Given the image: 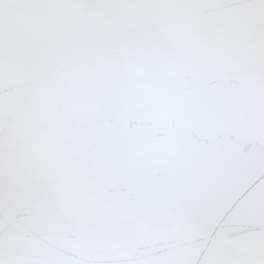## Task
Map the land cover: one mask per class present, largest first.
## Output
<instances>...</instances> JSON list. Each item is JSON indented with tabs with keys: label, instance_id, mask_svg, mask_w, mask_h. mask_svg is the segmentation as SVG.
<instances>
[{
	"label": "snow or ice",
	"instance_id": "1",
	"mask_svg": "<svg viewBox=\"0 0 264 264\" xmlns=\"http://www.w3.org/2000/svg\"><path fill=\"white\" fill-rule=\"evenodd\" d=\"M0 264H264V0H0Z\"/></svg>",
	"mask_w": 264,
	"mask_h": 264
},
{
	"label": "water",
	"instance_id": "2",
	"mask_svg": "<svg viewBox=\"0 0 264 264\" xmlns=\"http://www.w3.org/2000/svg\"><path fill=\"white\" fill-rule=\"evenodd\" d=\"M137 126V121L130 119L127 122V127L133 129ZM191 142L197 145H209L217 142H233L237 144L238 150L242 154H247L253 150V143L249 141L240 140L239 137L235 134L233 135H217L209 136L200 133L199 131H193L191 136ZM246 227V226H245Z\"/></svg>",
	"mask_w": 264,
	"mask_h": 264
}]
</instances>
